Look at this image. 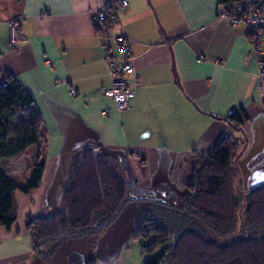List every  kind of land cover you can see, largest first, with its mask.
Wrapping results in <instances>:
<instances>
[{
    "label": "crops",
    "instance_id": "obj_1",
    "mask_svg": "<svg viewBox=\"0 0 264 264\" xmlns=\"http://www.w3.org/2000/svg\"><path fill=\"white\" fill-rule=\"evenodd\" d=\"M125 1L117 7L119 23L103 25L98 36L92 17L101 0H0V69L33 97L47 138L39 188L16 191L17 218L9 230L0 227V264L39 263L26 225L64 211L59 190L84 149L126 157L139 186L166 189L164 197L182 204L191 176L185 158L207 154L223 136L242 141L245 135L237 186L248 192L264 185V92L257 90L247 29L219 20L217 0ZM12 19L18 24L13 49L7 45ZM123 33L130 38L125 48L114 44ZM109 60L130 61L138 76L122 111L104 94ZM239 109L249 118L244 135L221 120ZM36 154L31 147L1 160L0 171L24 186ZM64 247L52 261L66 264L79 250L63 253Z\"/></svg>",
    "mask_w": 264,
    "mask_h": 264
},
{
    "label": "trees",
    "instance_id": "obj_2",
    "mask_svg": "<svg viewBox=\"0 0 264 264\" xmlns=\"http://www.w3.org/2000/svg\"><path fill=\"white\" fill-rule=\"evenodd\" d=\"M233 1L242 0H217L219 7ZM104 26L109 28V23ZM102 29L94 27L98 36L103 35ZM221 120L244 135L249 118L244 109H239ZM46 143L33 97L18 80L0 69V162L37 148L24 186L0 171V227L9 230L17 218L15 192L27 194L39 188ZM247 143L245 135L240 141L229 134L218 139L207 154L191 152L185 158L191 176L186 186L187 199L181 207L164 199H135L158 205V215L183 220L170 225L178 229L173 238L168 224L161 219L140 221L133 238L145 241L140 245L141 255H153L144 264H264V185L243 192L236 183L240 176L238 160ZM118 164V158L96 156L91 149L76 155L64 187V211L26 225L38 258L54 256L57 247L69 237L102 236L133 202L127 199L123 180L115 174ZM92 241L83 240V245L76 247L90 253ZM52 243L56 247L44 253L42 247Z\"/></svg>",
    "mask_w": 264,
    "mask_h": 264
},
{
    "label": "built area",
    "instance_id": "obj_3",
    "mask_svg": "<svg viewBox=\"0 0 264 264\" xmlns=\"http://www.w3.org/2000/svg\"><path fill=\"white\" fill-rule=\"evenodd\" d=\"M126 5L125 0H101V7L92 17L94 27L108 23H119L117 7H125ZM217 18L227 22L231 27L244 26L247 29L253 54L258 61L257 90L261 95L264 92V0L230 2L220 7ZM17 38V19H12L8 23V47L15 48ZM129 40L130 38L123 33L114 39V44L125 48ZM107 68L111 85L107 91H104V94L113 99L118 111L125 110L134 97L138 85V76L130 61L117 64L109 60ZM69 93L71 96L77 95L74 89H70Z\"/></svg>",
    "mask_w": 264,
    "mask_h": 264
},
{
    "label": "rangeland",
    "instance_id": "obj_4",
    "mask_svg": "<svg viewBox=\"0 0 264 264\" xmlns=\"http://www.w3.org/2000/svg\"><path fill=\"white\" fill-rule=\"evenodd\" d=\"M161 198L163 199L164 197L161 196ZM167 198L165 197L164 200H167ZM177 204L181 207L180 203ZM158 207L154 203L129 205L124 209L118 221L109 227L106 232L104 231L102 236L100 234L93 236L75 235L67 238L65 242L71 247H76L77 245H83V240L85 241L89 238L93 240L92 248L89 249V252L93 253L95 264H144L151 260L153 255H141L140 245L145 243V241L133 238V234L140 221L151 217L161 219L165 224H168L171 238L178 232V229H174L170 225H176V221L183 222L181 218H171L165 214L158 215L160 214L156 210ZM54 247L55 244L52 243L42 247V250L46 253ZM67 249L64 247L61 250L63 253H66ZM37 260H39L38 256Z\"/></svg>",
    "mask_w": 264,
    "mask_h": 264
},
{
    "label": "water",
    "instance_id": "obj_5",
    "mask_svg": "<svg viewBox=\"0 0 264 264\" xmlns=\"http://www.w3.org/2000/svg\"><path fill=\"white\" fill-rule=\"evenodd\" d=\"M118 161H119V164H120V168H121V170H122V172H123V174L125 176V182H126V185L128 187V190L133 196H140V197L144 196V197H147L149 199H152V198H154L156 196V190L158 191L157 193H160V192L163 193V194L167 193L166 189H162V188H159V187L145 188V187L139 186L136 183V181L134 180V177H133L132 171L130 169V165H129L128 159L126 157H119ZM71 166H72V164H71ZM70 170H71V167H70L69 171H67L65 173L66 175H65L64 180H63V186L59 190L60 193H59V196H58V199H57V205H63L64 204V187H65V185L67 184V182L69 180ZM132 198H135V197H132ZM130 200H132L133 202H131L127 206L132 205V204L145 205V204L149 203V201H147V202H138L135 199H131V197H130ZM155 200L161 201L160 199H155ZM176 201H178V200L177 199H169V201L167 200L168 203L173 204V205H177V203H175ZM185 201H186V199H184V203H185ZM124 209H123V211H124ZM122 212L120 213V215L122 214ZM120 215L118 216V218L115 221V223L118 221ZM106 231L107 230H105V232ZM104 235H105V233H104ZM105 255H106V253H105ZM87 261L88 262L89 261H93V253L91 254V253L84 252L82 250L75 249V250H72L69 253L68 259L66 261V264H88Z\"/></svg>",
    "mask_w": 264,
    "mask_h": 264
},
{
    "label": "flooded vegetation",
    "instance_id": "obj_6",
    "mask_svg": "<svg viewBox=\"0 0 264 264\" xmlns=\"http://www.w3.org/2000/svg\"><path fill=\"white\" fill-rule=\"evenodd\" d=\"M97 156V155H96ZM118 163H119V161H118ZM120 171H121V173H122V175H121V173H120ZM115 174H116V176L118 177V178H120L121 180H123V182H124V185H125V187H126V191H127V194H126V196H127V199H130V197H131V199H149V198H147V197H140V196H133L130 192H129V190H128V187H127V185H126V182H125V176H124V174H123V172H122V170H121V168H120V164H118V170H116L115 171ZM123 177V178H122ZM158 191L156 190V196L154 197V198H152V199H162L161 198V196L162 197H164L162 194H161V192L160 193H157ZM132 197H135V198H132ZM165 198V197H164ZM163 198V199H164ZM170 198H172L173 199V197H168L167 199H170ZM177 199V198H176ZM185 199H187V197H185ZM64 245H67V247H71L70 245H68L66 242H65V244ZM55 247H56V245H55ZM72 248H77V247H72ZM50 252V251H49ZM53 257V256H52ZM39 259V263L38 264H61L58 260H53L52 261V258L51 257H49V259H47V260H42V259H40V258H38ZM51 259V260H50Z\"/></svg>",
    "mask_w": 264,
    "mask_h": 264
}]
</instances>
